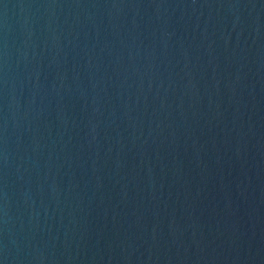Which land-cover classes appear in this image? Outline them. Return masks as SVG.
I'll use <instances>...</instances> for the list:
<instances>
[{
    "label": "water",
    "instance_id": "95a60500",
    "mask_svg": "<svg viewBox=\"0 0 264 264\" xmlns=\"http://www.w3.org/2000/svg\"><path fill=\"white\" fill-rule=\"evenodd\" d=\"M0 264H264V0H0Z\"/></svg>",
    "mask_w": 264,
    "mask_h": 264
}]
</instances>
